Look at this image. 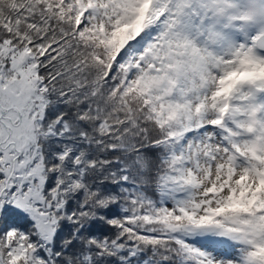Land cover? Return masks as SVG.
<instances>
[{
  "label": "snow or ice",
  "instance_id": "6c2138e0",
  "mask_svg": "<svg viewBox=\"0 0 264 264\" xmlns=\"http://www.w3.org/2000/svg\"><path fill=\"white\" fill-rule=\"evenodd\" d=\"M0 264H264V0H0Z\"/></svg>",
  "mask_w": 264,
  "mask_h": 264
}]
</instances>
